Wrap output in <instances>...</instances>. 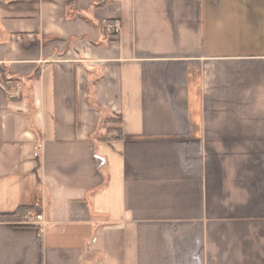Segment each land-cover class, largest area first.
Returning a JSON list of instances; mask_svg holds the SVG:
<instances>
[{
    "label": "crops",
    "instance_id": "1",
    "mask_svg": "<svg viewBox=\"0 0 264 264\" xmlns=\"http://www.w3.org/2000/svg\"><path fill=\"white\" fill-rule=\"evenodd\" d=\"M100 1L0 0V264H264V0Z\"/></svg>",
    "mask_w": 264,
    "mask_h": 264
},
{
    "label": "trees",
    "instance_id": "2",
    "mask_svg": "<svg viewBox=\"0 0 264 264\" xmlns=\"http://www.w3.org/2000/svg\"><path fill=\"white\" fill-rule=\"evenodd\" d=\"M72 0H69V3ZM110 0H102L97 3V5H103L106 2ZM102 29L105 30L104 24L101 26ZM41 72V66L37 67L34 72L32 73L30 78H39ZM0 83L2 84L3 88L7 91L8 95L9 93L18 85L22 84L24 85V78L20 76H15L9 72H5L0 70ZM30 91V88L25 87V94L18 93L16 96H10V100H17L20 99L23 96L28 97V107H29V115L32 111V105H31V98L28 92ZM121 117L117 116L116 114L106 111L102 112V115L100 116L99 125L98 128L94 134V137L97 141H112V140H119L122 138V129H121ZM30 207H21L17 210V212L7 217L12 220H19V217H21L26 211H28Z\"/></svg>",
    "mask_w": 264,
    "mask_h": 264
},
{
    "label": "built area",
    "instance_id": "3",
    "mask_svg": "<svg viewBox=\"0 0 264 264\" xmlns=\"http://www.w3.org/2000/svg\"><path fill=\"white\" fill-rule=\"evenodd\" d=\"M104 27H105V32L109 35L117 34L119 31V26L115 21L104 22ZM16 90L19 93V90H20L19 85L16 86ZM17 91H16V93L10 92L9 95L14 96L17 94ZM23 222L24 223H31V224H43L44 223L43 218L40 214H31L30 212H27L24 215Z\"/></svg>",
    "mask_w": 264,
    "mask_h": 264
}]
</instances>
